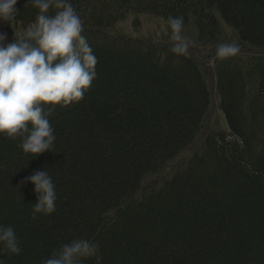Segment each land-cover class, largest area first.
Here are the masks:
<instances>
[{"label": "trees", "instance_id": "1", "mask_svg": "<svg viewBox=\"0 0 264 264\" xmlns=\"http://www.w3.org/2000/svg\"><path fill=\"white\" fill-rule=\"evenodd\" d=\"M70 2L98 58L97 77L82 100L54 107L53 152L33 158L19 139L0 135V225L14 228L21 247L0 259L40 264L61 244L87 238L101 264H264V0ZM26 3L15 6L12 27L0 22L9 43L35 22L38 9ZM131 14L166 23L183 16L202 46L220 38L222 21L256 52L215 59L224 126L162 180L154 177L206 132L213 90L200 61L173 54V43L115 32ZM43 169L56 211L33 218L34 185L19 184Z\"/></svg>", "mask_w": 264, "mask_h": 264}, {"label": "clouds", "instance_id": "2", "mask_svg": "<svg viewBox=\"0 0 264 264\" xmlns=\"http://www.w3.org/2000/svg\"><path fill=\"white\" fill-rule=\"evenodd\" d=\"M19 0H0V22L12 27L19 10ZM38 9L35 22L12 42L0 32V135L16 140L24 154L37 158L53 152L56 136L49 116L56 105L79 102L97 77L98 58L82 35L83 21L70 0H27ZM54 8L55 14L49 15ZM167 24L174 43L170 51L185 55L189 41L183 37V16H169ZM238 45L218 44L216 58L226 60L239 53ZM51 106V107H49ZM47 109V110H46ZM34 185L37 201L32 215H51L56 211V190L47 169L37 170L20 181L22 187ZM20 254L19 240L12 226L0 225V255ZM95 257L101 264L99 247L87 238H75L61 244L40 264H83ZM0 264H5L0 259Z\"/></svg>", "mask_w": 264, "mask_h": 264}, {"label": "rangeland", "instance_id": "3", "mask_svg": "<svg viewBox=\"0 0 264 264\" xmlns=\"http://www.w3.org/2000/svg\"><path fill=\"white\" fill-rule=\"evenodd\" d=\"M222 34L220 38L207 46H202L198 42L197 30L193 23L188 27L182 30V35L189 41V49L187 54L198 59L200 64L207 76V79L210 81L213 90V102L210 114L208 116V128L206 132L198 137L196 142L191 148L180 156L178 159L170 162L163 172L156 175L154 179L162 180L171 177L178 169L182 168L187 162L188 158L190 159L202 146V142L205 139L206 135L210 133L216 127L224 126V119L219 108V100L215 93V87L212 83L214 79V61L216 59V48L218 44L221 43H231L238 45L240 51L237 55L233 56L241 60H246L250 54H255L256 52L248 48L245 44H242L234 32L229 26L225 25L221 21ZM115 32H120L134 39H145L156 43H174L171 39V33L169 32L167 23L161 19L151 16H135L130 15L127 19L116 27ZM152 176L148 177L146 181H149L153 178ZM145 181V182H146Z\"/></svg>", "mask_w": 264, "mask_h": 264}]
</instances>
